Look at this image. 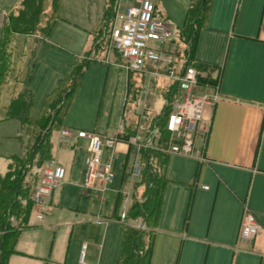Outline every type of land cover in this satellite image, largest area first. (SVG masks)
I'll list each match as a JSON object with an SVG mask.
<instances>
[{
	"label": "rangeland",
	"instance_id": "374dc122",
	"mask_svg": "<svg viewBox=\"0 0 264 264\" xmlns=\"http://www.w3.org/2000/svg\"><path fill=\"white\" fill-rule=\"evenodd\" d=\"M21 1L0 0V22L3 18L6 21L8 15L20 7ZM220 1L226 2V0H217L215 10L220 5ZM80 4L78 6L71 3L67 4L66 0H63L62 20H58L47 43H44L46 41L39 35L14 36L9 48L13 66L9 76L10 83L4 88L0 98V117L5 115V106L10 102L11 85L13 86L20 79L23 81L21 87H29L33 91L32 114L38 115L45 97L67 75L71 66V62L67 58L71 59L73 55H81L85 51L89 36L91 38V32L99 23L102 0H92L88 9L86 7L81 8L84 5L81 6ZM132 4V0H121L120 11L124 12L126 6ZM172 7L175 8L171 15L173 20L171 23L172 37L165 42V48L170 46L172 52L183 53L186 47L177 36L185 21V11L179 8V5ZM163 12L164 10L160 6L156 13V20L160 22L166 20ZM83 20L87 23H84ZM1 36L2 27L0 24V40ZM56 43L61 48H58ZM106 43L107 39L105 38V46ZM203 43L204 41L201 40L200 47H197L195 51L194 61L209 63L207 60L213 61V57L210 52L201 48ZM153 46L158 51L163 49V43L159 40H154ZM107 49L111 50L110 43L107 44L105 50H98L97 58L88 64L81 86L65 116L64 124L67 128L95 131L101 137L109 138L118 132L121 121L125 120L127 123L129 121L131 126H134L135 123L134 127L141 125V132H139L144 136L149 130L151 119L159 114L165 103L163 93L174 81V78H171L168 73L171 66L150 63L143 72H132L128 78V72L121 66L118 55ZM184 61L185 58L181 59L180 62L177 61L173 68L179 71ZM217 74L218 71L214 73V76ZM188 86L189 83L183 76L179 81L178 100L183 98ZM198 93L212 95L214 89L201 87L198 89ZM11 123L18 125V127L13 131L11 137L1 140L0 171L2 173L6 172V157L11 154L23 155V144L29 142L25 132H19L18 122L12 120ZM64 130L68 131V129L62 128L61 131H53L50 136L53 143V159H56L58 154L63 158L74 156L75 151L78 150L75 160L81 166L85 160L84 154L89 155L86 145L88 142L81 141L78 147H75L73 143H63ZM151 134V136L155 135L156 141L157 133ZM203 143V138L197 139L198 147H201ZM105 156H107L106 150L103 154L102 164H106ZM201 159L199 155L171 154L168 171L171 182L165 197L151 264H231L233 251L229 252L216 243H232L238 250L239 248L242 250L249 249L247 244H240L241 241L239 242L240 245H236L231 233L233 222L229 216L236 201L225 188L219 191L218 197L215 196V186L206 177L207 162ZM125 160L126 157L121 154L117 168L114 170V181L105 187L104 193L98 188L96 191L92 190L93 188H86L84 180L77 184L72 178L68 187L61 189L59 185L55 188L57 194L62 190L63 198H67L68 203L61 204V208H59L54 202L52 207L48 206V209L45 205V210H49V214L55 211V220H65L64 212H68L72 207L74 209L77 207L79 198L76 200L75 198L81 194L83 195L82 209L89 211V215L91 212L99 215L101 210L104 215L111 212L116 202V190L121 182V170ZM133 160L132 156L128 167L133 166ZM199 161H202L200 169L198 167ZM54 162H47V164ZM198 172L199 180L196 184L194 180ZM97 184L99 185L98 181ZM204 186H208L209 189H205ZM70 187L77 191L69 192L68 188ZM98 191H101V199L98 197ZM192 191H194V198L189 217V227L187 231H182L184 216ZM85 192L86 195H84ZM246 210L252 212L247 207L244 208V212ZM49 214H45L44 217ZM32 221H36L35 212ZM12 225L14 227L19 226L17 219H12ZM49 232L50 230L46 231L44 235L47 247L52 250V254L45 260V264H61L62 257L58 256V250L60 246H63V251L66 247L61 239L64 231L56 232L53 230L50 235ZM112 233L118 246L122 242L123 227L116 223ZM86 240L90 241V238H86ZM83 256L84 251L80 252L78 261ZM233 264H257V261L254 256L245 254L237 256V261Z\"/></svg>",
	"mask_w": 264,
	"mask_h": 264
},
{
	"label": "crops",
	"instance_id": "0c3cea01",
	"mask_svg": "<svg viewBox=\"0 0 264 264\" xmlns=\"http://www.w3.org/2000/svg\"><path fill=\"white\" fill-rule=\"evenodd\" d=\"M152 1L156 8L155 19L159 7L162 6L164 17L166 19L163 20L162 23L165 22L164 24L170 27H172L171 23H173L171 18L172 11L175 9L172 6L179 5V8L184 9L186 17V11L190 3V0ZM82 2L83 4H80ZM66 3L75 4L77 6L78 4L81 6L84 5L81 8L84 9L86 7V9H88L92 4V0H66ZM132 3L133 4L129 6L137 5V0H132ZM216 4L217 0H214L209 24L206 28L201 30L196 49L197 47H200L201 40L202 42L204 41L201 48L212 54L213 61L207 60L209 63H197L220 67L221 77L219 88L216 92L214 90V93L217 94V100L213 105L206 108L204 120L198 131L197 139H204V143L201 147L203 148V159L207 162L206 177L209 178L211 184L215 186V196L218 197L219 191L222 188H225L236 201L234 209L229 216V219L233 222L231 233L235 239L236 245L247 244L249 249L242 250L239 248L238 250L235 244L232 243L216 244L229 252L233 251L231 264L237 261V256H243L245 254L254 256L257 264L258 262L259 264H264V134L262 133V125L264 121V0H226L224 3L220 1V5H218L215 10ZM106 7L107 0H102L99 23L102 20ZM4 21L5 19L3 18L0 22L2 29ZM95 30L91 32V38L89 36L85 51L81 55H73L71 59L67 58V60L71 62V65L90 49L93 44ZM49 38L44 40L46 41L44 43H47ZM57 47L61 48L59 44H57ZM110 48L111 50H107L113 51L112 46H110ZM118 59L120 64H122L121 58L118 57ZM129 74H131V72H128V75ZM19 81L20 88L17 89L15 94L25 88L31 90L29 87H21L23 84H21V82L23 81L22 79ZM12 87L13 86L11 85V98L13 92ZM8 105L5 106V115L0 117V144L2 139L11 137L13 131L18 127V125H13V123H11L12 120L18 122L19 132L21 133L23 131L19 120L7 118ZM125 125L126 133H130L131 129L134 128L135 123L134 126H131L128 121V123L125 122ZM140 127L141 125H138L134 128L136 129V133ZM63 128L70 131H78L77 129L67 128L65 124ZM116 134L117 133L114 135ZM145 134H147V132ZM62 140L63 143L75 144V147H78L81 141L88 142L86 145L89 147V141L87 139L79 138L77 136L72 139H64L62 137ZM25 145L26 144H23V155L26 151ZM196 147H198L197 140ZM77 152L78 150L75 151L74 156H69L68 158H63L58 154L56 155V159H53L52 153L51 161L55 162L51 164L46 163L45 167L57 164L61 166L63 165L66 168V175L57 186L60 185L61 189L68 187L73 178L77 184L81 183V180H84L86 188H93L92 190L94 191L98 188L99 190H103L102 192L104 193L105 189L99 180H93V183L91 181L92 185L88 184L89 168L86 163V158L90 154L87 156L86 153L84 154L85 160H83V164L80 166L75 160ZM117 152L118 158L115 163V170L117 168L119 156L123 154L126 157L124 166L121 170V182L119 188L116 190V196H118L119 189L123 188V199L118 210L120 218H117L114 215L116 202L113 210L105 215L102 210L99 211V215L92 212L91 215H89V211H84L82 209L83 195L78 194L75 198V200L79 198L77 207L75 209L72 207L68 212H64L66 215L65 220H55V211L49 214V210H45V205L48 209V206L52 207L53 203L56 202V207L61 208V204L65 205L68 201L67 198H63L62 190L57 194V190L55 191L54 189L50 198L47 200V203L43 206L45 212L42 218L39 217V210L34 205L28 226L23 228L17 236L14 248L15 251L10 254L8 264H45V260L52 254V250H49L47 247L44 235L45 232L49 230V235L53 230L56 232L64 231L61 239L66 247L64 251L63 246H60L58 250V256L60 258L62 257L61 264H69V262L70 264L118 263L123 251V238L125 232L123 225L124 222L121 220V213L124 209H126L127 213L129 211L134 186L137 180L132 182L130 178L132 167H128L129 160H131L132 156L133 159L135 158L134 153H130V145L127 142H120L117 146ZM13 155L17 154H11L6 157V172L2 173L0 171L2 175L7 173L10 157ZM106 157L107 156H105V158ZM170 160L171 154L166 173L167 178L171 182L168 175ZM202 161H199V169L202 166ZM123 169H126V173H128V178L124 187L122 186ZM198 180L199 172L197 173L194 183L197 184ZM97 181L99 182V185L97 184ZM204 188L209 189L208 186H204ZM68 191H73L74 193L77 190H73L70 187L68 188ZM98 192V197L101 199V191ZM73 193L71 194V198ZM127 193H130V195L127 196ZM84 195H86V192ZM245 207L250 209L256 216L258 222L262 226V230L254 240L243 241L239 244L240 241L238 237ZM34 212L36 214V221H32ZM45 214L49 215L44 217ZM116 223H119L123 227L122 242L121 244L119 243L118 246L112 233ZM94 225L95 227H93ZM135 225L140 226L139 224ZM188 227L189 221L186 227H184L183 221L182 231H187ZM86 238H90V241H87ZM1 241L2 234L0 233V253ZM82 251H84V256L78 261V257Z\"/></svg>",
	"mask_w": 264,
	"mask_h": 264
},
{
	"label": "trees",
	"instance_id": "16d2710c",
	"mask_svg": "<svg viewBox=\"0 0 264 264\" xmlns=\"http://www.w3.org/2000/svg\"><path fill=\"white\" fill-rule=\"evenodd\" d=\"M120 4L121 0H107L102 20L94 32L92 46L71 65L67 75L45 97L38 115L32 114L33 92L25 88L15 94L20 88V81L14 83L12 87V98L7 106V118L20 121L29 142L25 145V154L11 156L7 173L5 175L0 173V233L2 234L0 264H8L10 254L15 251L19 232L28 226L34 209L33 191L38 184L41 170L47 162L52 160L53 144L50 136L53 131H60L64 127L65 116L81 86L90 61L97 58L98 50H105L108 43L111 46L109 34ZM213 5L214 0H190L184 24L177 36L179 41L185 45V50L183 53L172 52L170 46L165 48V45H163V50L173 58L174 65L185 58L181 69L179 71L174 69L176 75L183 77L189 69L207 71L209 72L208 78L204 79L199 76L198 84L219 88L221 68L197 63L193 57L199 34L209 24ZM61 11L62 0H22L20 7L8 15L3 25L0 46V98L4 88L10 83L9 76L13 64L9 48L14 36L39 35L43 40H47L56 23L61 19ZM105 38L107 39L106 46L104 45ZM116 54L120 57L118 53ZM215 71H218L217 76H213ZM178 87L179 80L175 79L163 93L165 103L160 113L151 119L149 130L145 134L146 143L151 133L157 132L158 140L154 145L140 150L142 171L134 186L131 205L126 221H124L123 251L117 264H151L152 262L155 237L170 182L166 175L170 154L160 148L168 147L171 142L167 125L173 105L178 101ZM134 128L130 133L120 137V140L128 142L133 133H136ZM132 152L135 153V148L130 145V153ZM123 172L122 186L124 187L128 173L126 169H123ZM193 194L192 191L185 213L184 227L189 221ZM122 195L123 188H120L114 214L117 218H120L118 210L123 199ZM14 218L18 221V227L12 225ZM135 224L143 226L144 229L138 228Z\"/></svg>",
	"mask_w": 264,
	"mask_h": 264
},
{
	"label": "built area",
	"instance_id": "2783aa9c",
	"mask_svg": "<svg viewBox=\"0 0 264 264\" xmlns=\"http://www.w3.org/2000/svg\"><path fill=\"white\" fill-rule=\"evenodd\" d=\"M155 10L152 0H137V5L127 7L124 12L119 9L109 34L111 46L119 54L122 60L121 66L128 72H143L150 63L167 64L171 66L168 71L171 78L180 81L183 77L175 74L173 58L165 53L163 49L158 51L153 46L154 40H159L165 45V42L172 37L171 27L155 19ZM199 76L207 79L209 72L189 69L185 73L184 77L189 86L183 98L173 105V111L167 125L171 142L168 147L160 149L168 154H197L200 155L201 160H204L203 148L196 147L197 134L204 120L206 108L216 102L217 94H199L198 89L201 87L212 88L200 86L198 84ZM213 89L216 92L218 88ZM262 133L264 134V121ZM125 134L126 125L124 120L121 121L117 134L109 138H103L95 132L86 130H78L77 132L64 130V139H72L77 136L89 141L88 151L90 155L86 158L89 168L88 184L91 185L93 180L97 179L100 180L105 189L109 183L113 182L115 163L118 158L117 146L122 142L120 137ZM154 136H149L146 143L138 131L127 142L135 148L134 163L130 171L132 182L138 180L141 175L140 150L154 145L158 140L157 138L155 141ZM105 150L107 151L106 164H102ZM65 175L66 169L57 164L46 166L41 170L38 184L32 194V201L39 210L40 218L43 217L45 212L43 206ZM129 195L130 193H127V196ZM126 217L127 211L124 209L121 213V220L124 222ZM137 227L143 228V226ZM261 230L262 226L256 216L246 210L239 231V241L254 240Z\"/></svg>",
	"mask_w": 264,
	"mask_h": 264
}]
</instances>
